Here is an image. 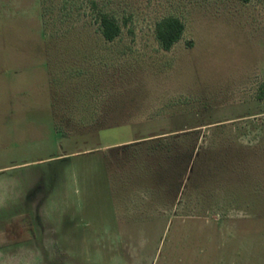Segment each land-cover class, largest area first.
<instances>
[{
	"label": "rangeland",
	"instance_id": "rangeland-1",
	"mask_svg": "<svg viewBox=\"0 0 264 264\" xmlns=\"http://www.w3.org/2000/svg\"><path fill=\"white\" fill-rule=\"evenodd\" d=\"M0 264H264V0H0Z\"/></svg>",
	"mask_w": 264,
	"mask_h": 264
},
{
	"label": "trees",
	"instance_id": "trees-1",
	"mask_svg": "<svg viewBox=\"0 0 264 264\" xmlns=\"http://www.w3.org/2000/svg\"><path fill=\"white\" fill-rule=\"evenodd\" d=\"M97 18L103 39L107 42L114 41L120 35L119 25L107 14L99 13ZM183 32V23L174 17L162 19L155 26L156 40L164 51H169L176 43H178Z\"/></svg>",
	"mask_w": 264,
	"mask_h": 264
}]
</instances>
